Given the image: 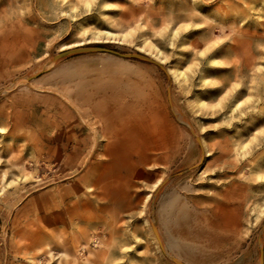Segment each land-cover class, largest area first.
<instances>
[{
  "label": "rangeland",
  "instance_id": "rangeland-1",
  "mask_svg": "<svg viewBox=\"0 0 264 264\" xmlns=\"http://www.w3.org/2000/svg\"><path fill=\"white\" fill-rule=\"evenodd\" d=\"M0 264H264V0H0Z\"/></svg>",
  "mask_w": 264,
  "mask_h": 264
},
{
  "label": "bare ground",
  "instance_id": "bare-ground-1",
  "mask_svg": "<svg viewBox=\"0 0 264 264\" xmlns=\"http://www.w3.org/2000/svg\"><path fill=\"white\" fill-rule=\"evenodd\" d=\"M10 47V46H9ZM107 107V106H106ZM103 112V111H102ZM104 129V128H103ZM107 138V137H106ZM184 234V233H183ZM187 236V235H186ZM182 239V238H181ZM189 241V240H188Z\"/></svg>",
  "mask_w": 264,
  "mask_h": 264
}]
</instances>
